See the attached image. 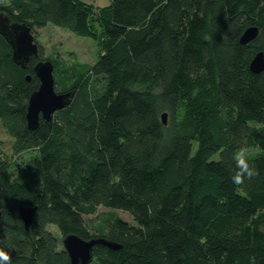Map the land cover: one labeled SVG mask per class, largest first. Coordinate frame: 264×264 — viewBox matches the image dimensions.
<instances>
[{"label":"trees","instance_id":"obj_1","mask_svg":"<svg viewBox=\"0 0 264 264\" xmlns=\"http://www.w3.org/2000/svg\"><path fill=\"white\" fill-rule=\"evenodd\" d=\"M0 11L98 49L92 64L50 59L55 91L73 94L31 129L42 47L21 67L0 34V121L13 151L29 152L15 171L0 159V248L12 264H71L68 233L121 244L93 245L87 264H264V70L248 67L264 51V0H10ZM249 26L257 34L242 44ZM242 146L257 175L234 185ZM18 205L36 207L27 229ZM99 206L133 223L85 221Z\"/></svg>","mask_w":264,"mask_h":264},{"label":"water","instance_id":"obj_2","mask_svg":"<svg viewBox=\"0 0 264 264\" xmlns=\"http://www.w3.org/2000/svg\"><path fill=\"white\" fill-rule=\"evenodd\" d=\"M0 34L11 47V59L17 65L25 67L32 56H37L39 44L36 42L31 27L25 22L10 20L9 16L0 11ZM257 34L255 26L243 30L239 42L244 44L252 40ZM249 70L259 73L264 70V51L255 52L248 64ZM33 71L38 79V86L28 97L25 120L28 128L38 125L39 117L50 119L52 113L70 101L73 91L56 92L54 89L53 63L48 58L38 59L33 65ZM30 79V74L25 76ZM162 122H166V113L161 114ZM35 206L18 205L17 215L27 229L33 219ZM71 264H87L92 259V247L96 244L105 245L111 249L121 247V244L102 236L83 239L74 233H68L62 238Z\"/></svg>","mask_w":264,"mask_h":264},{"label":"rangeland","instance_id":"obj_3","mask_svg":"<svg viewBox=\"0 0 264 264\" xmlns=\"http://www.w3.org/2000/svg\"><path fill=\"white\" fill-rule=\"evenodd\" d=\"M9 1L0 0V4H5ZM84 1L91 2L94 5L108 3V0ZM33 34L36 42L42 47V57L44 58L57 59L67 63L75 61L84 64H92L97 59V45L91 37L78 35L66 28L49 23L43 27H35ZM13 143V137L6 132L0 121V159H6L9 162L11 171H15L22 165L29 153L27 151L14 152ZM113 214L133 223L132 217L126 211L111 210L102 206H99L94 214L85 216L84 219L87 222L94 220L100 222L106 218H111ZM50 229L60 238V233L55 228L51 227Z\"/></svg>","mask_w":264,"mask_h":264},{"label":"clouds","instance_id":"obj_4","mask_svg":"<svg viewBox=\"0 0 264 264\" xmlns=\"http://www.w3.org/2000/svg\"><path fill=\"white\" fill-rule=\"evenodd\" d=\"M235 170L231 176L234 185H242L245 179H250L257 175L254 165L251 163V152L247 146L238 148L232 157ZM0 264H12L11 256L8 251L0 248Z\"/></svg>","mask_w":264,"mask_h":264}]
</instances>
